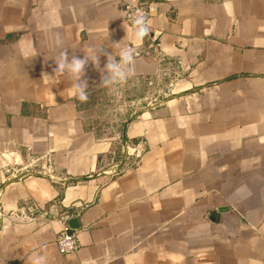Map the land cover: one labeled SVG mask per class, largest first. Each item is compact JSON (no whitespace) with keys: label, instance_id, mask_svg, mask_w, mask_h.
I'll use <instances>...</instances> for the list:
<instances>
[{"label":"crops","instance_id":"0c3cea01","mask_svg":"<svg viewBox=\"0 0 264 264\" xmlns=\"http://www.w3.org/2000/svg\"><path fill=\"white\" fill-rule=\"evenodd\" d=\"M136 3L152 13L140 42L124 38ZM119 41L149 51L127 82L151 101L103 138L49 76L61 47ZM85 78L88 96L103 89L91 63ZM33 157L51 173L2 177ZM66 224L81 247L62 255ZM37 250L49 264H264V0H0V264Z\"/></svg>","mask_w":264,"mask_h":264},{"label":"clouds","instance_id":"9594fccd","mask_svg":"<svg viewBox=\"0 0 264 264\" xmlns=\"http://www.w3.org/2000/svg\"><path fill=\"white\" fill-rule=\"evenodd\" d=\"M150 25L142 12H137L131 19V28L124 38L133 42L142 41L149 33ZM117 45V50L106 52L104 47L89 45L82 50L83 56H69L67 47H61L56 56L53 74L49 76L53 81L58 76H66L71 82V91L81 101H86L89 95L88 81L85 78L86 66L91 63L100 73V84L115 88L125 83L134 73L136 61L135 49L130 44ZM59 47V41L57 42ZM105 57V63L101 67L100 57ZM26 264H49V258L43 250L31 252L26 256Z\"/></svg>","mask_w":264,"mask_h":264},{"label":"rangeland","instance_id":"374dc122","mask_svg":"<svg viewBox=\"0 0 264 264\" xmlns=\"http://www.w3.org/2000/svg\"><path fill=\"white\" fill-rule=\"evenodd\" d=\"M144 93V86L133 85L127 81L115 88L104 86L102 90L88 96V99L82 102V117L88 125L99 131L101 137L112 138L118 129V124L126 118L131 108L142 107L151 101L143 99ZM115 137L119 141L118 134ZM120 156L121 150L118 146L110 149L104 158V164L116 163ZM54 163V160L48 159L43 165L45 167L43 171L34 170L51 173Z\"/></svg>","mask_w":264,"mask_h":264},{"label":"built area","instance_id":"2783aa9c","mask_svg":"<svg viewBox=\"0 0 264 264\" xmlns=\"http://www.w3.org/2000/svg\"><path fill=\"white\" fill-rule=\"evenodd\" d=\"M124 17L126 23L131 26V19L137 12H142L150 25L151 30V21H152V13L149 10L146 3H136V4H128L125 5L123 8ZM160 36L161 33L154 31L152 33V45L150 48L157 54L158 50L160 49ZM136 58H141L144 55L149 54L148 50L141 49V48H134ZM139 154L136 155L139 158ZM44 158L43 157H33L30 158L25 164L19 165L16 161L15 162H8L7 165L4 166L3 176L9 175L11 177H16L21 173L24 174H31L34 169H39L43 171L45 167L43 166ZM37 171V172H41ZM35 210L36 208L33 207ZM55 244L57 246L58 252L62 255H69L74 254L79 251L81 245L78 238V234L76 232L71 231L70 227L66 224L63 229L57 234L55 239Z\"/></svg>","mask_w":264,"mask_h":264},{"label":"water","instance_id":"95a60500","mask_svg":"<svg viewBox=\"0 0 264 264\" xmlns=\"http://www.w3.org/2000/svg\"><path fill=\"white\" fill-rule=\"evenodd\" d=\"M72 229H74L72 226H71Z\"/></svg>","mask_w":264,"mask_h":264}]
</instances>
